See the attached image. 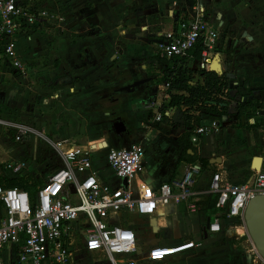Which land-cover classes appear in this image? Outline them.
<instances>
[{
  "label": "crops",
  "instance_id": "obj_1",
  "mask_svg": "<svg viewBox=\"0 0 264 264\" xmlns=\"http://www.w3.org/2000/svg\"><path fill=\"white\" fill-rule=\"evenodd\" d=\"M60 1L62 0H59L57 4L46 0V7L51 11H61L63 17L65 14H72L67 18V23L64 22L63 26H60V34H63L60 42L63 49H66V54L72 52L71 55L75 56L83 50L82 57L84 59L79 66L61 67L60 74L62 75L64 71L67 80L58 81L55 88L52 89V94L55 99L60 98L61 107L63 106L64 109L61 108L59 117L52 114L51 120H59L55 130V132H59L60 136L57 141H65V136H70L71 138L77 137L74 140L75 143L77 139L81 138L85 128L96 122L97 118L94 117L105 114V109L102 112V108L117 110L121 108V103L114 100L116 97L115 84L110 80L113 69H111L112 66H104L105 59L103 57L106 55H101L103 51L98 48L100 41L108 40L109 45H112L111 49H115L118 60L122 65H127L118 67H122L125 73L129 71L130 75L132 72L134 80H138L144 76L147 65L154 63L153 59L145 61L142 57L151 54L150 51L153 47H157L163 34L174 27L178 14L189 10L194 0H67V5H59ZM203 2L205 3L204 0ZM208 19L216 29L224 33L225 46L222 49L225 53L219 52L221 55L220 64L223 72L230 77L232 86L237 84L239 98L244 102L258 100L263 103L262 108H264V0H214L212 12L208 10ZM46 25L42 28H46ZM40 38L43 39V34ZM230 40L233 45L229 44ZM107 48L109 49L110 46ZM31 50L34 60L42 52V49L39 48ZM101 61L102 63H100ZM37 67H34L36 69L35 78L43 75L37 71ZM72 71L75 72L74 75L70 74ZM103 78H106L105 81L101 80ZM9 79L20 83L28 81V79L18 77H8L6 80L9 81ZM7 87L8 85L5 84L3 88L7 89ZM9 93L10 95L15 94L12 90ZM155 96L158 99L161 96V91L156 92ZM168 101L166 100L165 104ZM106 104L107 107L104 106ZM145 104L135 101L131 104L130 109L139 117L142 112L153 117L151 112L145 110ZM231 110V117L220 121L221 129L218 133L198 135L197 141L193 142V137H195L193 131L189 138L193 143L194 150H188L187 153L195 156L193 164L203 166L200 163L201 160L206 164L197 179L194 188L196 195L192 198V203H195L200 197L214 195L209 192V183L212 174L217 171L223 172L234 184L249 182L254 171H264V121L259 122V126L254 128H242L237 126L238 120L234 115L235 104H232ZM176 111L173 109L171 117L165 119V122L167 120L172 122ZM260 117L262 120L264 119V110ZM88 119L90 124L87 123ZM213 120L209 117H202L201 124H209ZM170 129L162 128L154 131L152 136L147 133L152 139L165 137V145L163 149L157 150L156 155L159 161L152 162L149 157L146 158L145 172L135 180L136 187L138 184L141 186L142 183H146L153 190H157L161 184L171 180L174 164H177L182 155L179 141H182L185 135ZM258 132L259 135H256ZM35 140H33L35 142L34 152L37 147ZM93 140L94 143L90 145V149L93 151L92 156L99 170L100 178L112 188L123 187V181L117 179L108 168L106 149L98 152V148L106 146V142L104 139L99 141L93 138ZM74 143L67 142L65 148H88L83 145L82 147L74 145ZM11 151H8L7 155ZM19 154L18 157L22 156V158L18 160H26L27 154L20 152ZM28 158L31 159L29 161L31 165L32 160L35 159V156L32 157V148L28 149ZM257 159L262 161L260 170L254 168ZM6 161L14 160L3 162ZM189 164L192 162L180 161L177 171H175L174 180L183 177ZM34 173L36 174V171L32 172V174ZM38 173L40 174L37 176L47 177H44L46 172ZM216 214L217 211L213 214L200 211L198 208L193 211L190 208V203L184 202L178 205L159 207L154 215L147 217L123 212L113 217L110 223L134 230L137 236V252L134 257L138 259V264L149 262L144 259L153 247L175 246L186 241H193L199 247L193 251L167 258L165 262L169 264H232L226 257L227 249L218 247L213 252L207 251L214 241L227 240L228 234L231 232L229 229L237 225L232 221L224 220L223 226L227 232L208 233V238H205L204 228L207 219L211 218L212 221ZM193 253L198 255L185 261H174L179 256H189ZM82 255L85 264L102 263L97 262L99 257L96 254ZM7 256L8 258L12 257V252H7Z\"/></svg>",
  "mask_w": 264,
  "mask_h": 264
},
{
  "label": "built area",
  "instance_id": "obj_2",
  "mask_svg": "<svg viewBox=\"0 0 264 264\" xmlns=\"http://www.w3.org/2000/svg\"><path fill=\"white\" fill-rule=\"evenodd\" d=\"M49 1L58 4L59 0ZM58 12L46 7V0H0V86L8 77L29 78L34 56L30 47L19 51L17 38L31 40L34 33L42 32L46 23L63 22L64 18ZM224 46V33L210 23L206 4L203 0H194L193 7L178 14L174 27L163 34L156 55L163 59H184L192 70L209 71ZM198 49L201 56L196 59L193 52ZM170 85L171 81H165L160 87L167 100L171 98ZM161 107L157 98L145 104V110L158 122L164 119ZM166 112L165 116L170 118L172 112ZM259 114L257 111L247 119ZM0 125L14 129L16 139L33 134L38 142L39 138L46 137L25 124L0 120ZM220 129L219 119L200 125L194 130L193 142L197 141L198 135L215 134ZM47 140L59 152L64 166L47 176L38 188L35 202L24 190L6 189L0 185V264H85L82 254H96L97 262L102 263L138 264L134 257L137 252L134 230L111 224L113 217L123 212L152 216L159 207L184 202H189L193 211L197 210L191 200L196 195L197 179L203 172L200 164H189L181 179L163 183L157 190L146 183L138 184L136 198L132 184L144 174L146 164V151L141 144H132L129 149L106 150L109 170L117 179L128 183L127 187L112 188L100 178L90 147L65 148L66 141ZM1 164L12 178L21 179L30 173V163L26 160ZM209 192L218 198L217 214L208 233L227 232L224 220L237 224L229 229L233 231L244 223L250 199L264 195V171H254L249 182L240 184L232 183L223 172L217 171L210 179ZM198 247L193 241L157 246L144 260L165 261ZM7 252H12V257L8 258Z\"/></svg>",
  "mask_w": 264,
  "mask_h": 264
},
{
  "label": "rangeland",
  "instance_id": "obj_3",
  "mask_svg": "<svg viewBox=\"0 0 264 264\" xmlns=\"http://www.w3.org/2000/svg\"><path fill=\"white\" fill-rule=\"evenodd\" d=\"M209 12H212L213 8V1L214 0H204ZM67 0H62L59 2V5H67ZM58 8V7H57ZM62 14L63 12H58ZM72 14H65L64 21L58 23L54 21L52 23H46V28H42V32L34 33L31 40L24 39L22 37L17 38L18 49L24 48H31V49H42L41 54L35 59V63L30 65V75L27 82L20 83L19 81H15L9 79L7 81L4 79V85L0 86V120H6L10 122H15L18 124H25V126L33 127L35 130L43 133L51 142H56L58 140L59 132H55L59 120L55 119L51 120V116L53 114L59 117V113H61V100L55 99L52 94V89L55 88V84L60 80H67V76L64 74L63 71L62 75L60 74L61 67L65 66H79L82 63L83 50L80 51L78 55H71L72 52H68L66 54V49H63L62 41L63 34H60V26H63V23H67V18L70 17ZM75 16V15H74ZM43 39L40 38L42 37ZM74 39V38H73ZM74 41V40H73ZM229 44L233 45V42L230 40ZM107 46H110L108 49ZM98 48L102 49L103 53L101 55H106L103 57L105 59L104 64H113L117 66H122V63L118 60V56L115 52V49H111L112 45H109L108 40L100 41ZM111 49V50H110ZM238 49V48H237ZM236 49V50H237ZM151 54L145 55L142 58L146 61L149 59H153V57L157 54V47H153L150 51ZM28 57V56H27ZM104 62V61H103ZM102 63V61L100 62ZM102 64V65H104ZM35 66H38V70L41 74L39 77L35 78L36 69ZM75 68V67H72ZM67 72V68L65 69ZM70 74L74 75L75 72L72 71ZM129 79L134 80V74L131 72L124 73ZM145 76L153 78L154 83L145 88L148 90H153L159 93L158 86L163 83V75L161 69L157 67L155 63L151 65H147L146 74ZM38 78V79H37ZM107 78V77H106ZM106 78L101 79L105 81ZM197 79V77H196ZM30 80V81H29ZM19 82V84H18ZM104 83V82H103ZM8 85L7 89L3 87ZM105 85V83H104ZM107 87V85H105ZM144 88V87H142ZM144 88V89H145ZM9 90V91H8ZM10 90L14 91V95H10ZM142 90V89H140ZM158 96V95H157ZM162 104L161 113L165 112L167 109L165 101L167 100L165 97V93L161 91V96L158 98ZM46 102V103H45ZM136 105V104H134ZM107 107L108 105H104ZM64 109V108H63ZM105 108H102L101 111L104 112ZM141 109L143 107L141 106ZM261 110V109H260ZM264 110V108H262ZM53 111V113H52ZM111 108H108L105 114L100 115L96 120L106 119L108 115H110ZM87 112V111H85ZM141 114H147L142 112ZM149 120L146 121L145 125L140 126L141 130L145 133H150L149 135L152 136L154 131H158L162 128H171L172 130V122L165 119L161 120L160 122L156 121L154 117L149 116ZM92 123V120H90ZM260 115L256 116L253 119H249L247 122L250 125L260 124L263 122ZM260 122V123H259ZM88 124H90L88 119ZM86 125L88 126V124ZM203 126V124H201ZM239 126V123L237 124ZM92 128V129H91ZM86 130L83 131L82 136L80 139H77V142L74 143V140L77 137L71 138L70 136H65V141L69 143H74V145L83 147H90L92 143H94L93 138L96 137L97 140L101 139V133L96 134L98 131H93V127H86ZM177 129V128H176ZM95 134V135H94ZM186 135V134H184ZM259 135V132L256 133ZM16 132L11 127L2 126L0 125V164L5 160H18L21 157H18L20 153L27 154L26 161H30L31 159L28 158V149L31 150L32 148V157L35 156V159L32 160L30 165V171H36V174H40L38 172H46L44 173V177L48 176L50 171H54L64 166L63 160L59 154V152L53 148V146L48 143L46 137L43 139L39 138L37 142V147L35 148V152L33 150V146L35 145L33 142L34 135H25L22 137L23 139H16ZM165 137H160V140H164ZM257 138V137H256ZM259 139V137H258ZM36 141V140H35ZM166 142H168L166 140ZM102 143V142H98ZM105 143V142H104ZM169 143V142H168ZM106 146L98 148V150H102L104 148L109 149L107 143ZM28 145V147H27ZM37 149V150H36ZM163 149V148H162ZM9 152L7 155L8 151ZM38 171V172H37ZM49 173V174H48ZM28 174V175H29ZM48 174V175H47ZM39 176V175H38ZM47 178V177H46ZM46 178H42L39 176V179L42 182L46 181ZM245 181V180H244ZM242 181V182H244ZM245 183V182H244ZM238 226V229L231 231L228 234L227 240L223 241H214L211 244V247L207 248V251L213 252L218 247H222L227 249L225 253L228 257V262L232 264H264V261L259 257L258 253L256 252L248 233L244 227L243 223ZM182 242V241H179ZM198 255L197 253L190 254L189 256H179V258H175L174 261L178 260H188ZM216 256V255H215ZM234 260V262H233ZM145 264H169L162 261H153V262H146Z\"/></svg>",
  "mask_w": 264,
  "mask_h": 264
},
{
  "label": "trees",
  "instance_id": "obj_4",
  "mask_svg": "<svg viewBox=\"0 0 264 264\" xmlns=\"http://www.w3.org/2000/svg\"><path fill=\"white\" fill-rule=\"evenodd\" d=\"M193 5L194 2L191 4L190 8H192ZM220 51L224 52L223 49ZM193 55L194 58L199 59L201 56L200 49L193 52ZM153 59L157 61L163 69V82L171 81L168 90L171 98L166 103L167 109L163 112L164 119L168 118L165 116L167 110L176 109L181 111L184 118L192 122L193 128L191 132L183 137L182 141H179L182 155L178 159L177 164H174L171 180L169 182L174 180L175 171H177L180 161L187 160L192 163L195 161V156L187 153L188 150H194L193 143L189 138L195 128L201 125L202 117L224 121V119L231 117V106L235 104L236 110L234 115L240 127L250 129L259 126L258 123L254 125L248 124L247 117L256 114L257 111L261 114L263 112V103H260L258 100L244 102L239 98V92H237L235 97H232L230 93L232 81L227 77L226 73L219 74L211 70H192L189 66V62L179 58L163 59L156 55ZM226 91L229 92L226 93ZM107 109L108 108H105V112ZM115 111L118 110L111 109L110 113ZM146 158L148 157L146 156ZM150 160L152 162L155 161L153 159ZM200 163L203 165L202 168L206 167L204 161L201 160ZM43 183L44 182L34 174H29L21 179L12 178L5 172L3 165L0 164V185L6 189L17 188L26 191L33 202L37 200L38 188L41 187ZM217 198V195L203 196L197 199L195 204L198 210L214 214L216 213Z\"/></svg>",
  "mask_w": 264,
  "mask_h": 264
},
{
  "label": "flooded vegetation",
  "instance_id": "obj_5",
  "mask_svg": "<svg viewBox=\"0 0 264 264\" xmlns=\"http://www.w3.org/2000/svg\"><path fill=\"white\" fill-rule=\"evenodd\" d=\"M221 49L222 48H220V50ZM222 53H225V51H222ZM154 63L157 65V67L161 69L163 75V69L161 65L155 60ZM104 66H112L111 69L113 70L110 76V80H112V82H114L115 84L114 93L116 94V97L114 98V100L121 103V108H119L118 111L111 113L106 119L96 120V122L92 125L93 131H98L96 134L101 133V139H104L105 134L108 136L107 141L105 142L107 143L108 147L110 146V149L114 147H124L137 143L141 144L145 148L147 157L155 161H159L156 153L157 150L164 148L165 141L160 140V138L152 139L147 133L141 130L139 125H145L146 121L149 120L148 115L140 114L139 117L138 115H135L130 109L131 104L135 101L145 104L153 98H157L155 96L156 91H151L145 88L149 85V83L150 85L154 83L153 78H150L148 76L146 77L145 72L142 78L138 80H133L125 76V70L122 67H118L117 65L113 64H105ZM122 66L127 65L123 64ZM127 72L129 73V71ZM143 80H149L150 82H146L142 85H139L136 88V92L134 93L125 90V88L130 86L134 81ZM163 83L158 86V89H160ZM142 87H144L145 89ZM182 120L184 121V125H181L180 123H172V129L178 131L179 134L181 133L182 135H184L191 132L193 128L192 122H190L187 118H183ZM118 121H123L126 124L127 131L125 133L117 134L114 130L113 126Z\"/></svg>",
  "mask_w": 264,
  "mask_h": 264
},
{
  "label": "water",
  "instance_id": "obj_6",
  "mask_svg": "<svg viewBox=\"0 0 264 264\" xmlns=\"http://www.w3.org/2000/svg\"><path fill=\"white\" fill-rule=\"evenodd\" d=\"M218 59V65L219 68L216 69L214 67L215 62L211 66V71H215L219 74H223V70L221 67V56L218 55L216 57ZM228 77V76H227ZM230 78V77H228ZM146 82H150L149 80H143V81H134L130 86L126 87L125 90L128 92H136V88L139 85H142ZM231 96L235 97L237 94V84L231 87ZM173 112V110H171ZM169 118V117H168ZM183 114L181 111L177 110L176 113L174 114L172 118L173 123H180L181 125H184V121L182 120ZM114 130L116 131L117 134H122L127 131L126 124L123 121H118L114 124ZM108 136L105 134L104 136V141H107ZM131 145H127L124 147H114L113 149H129ZM110 147V146H109ZM112 149V148H111ZM124 187L128 186V183L126 180L123 181ZM132 190L134 191V195L137 198L138 197V190L135 185V181H133L132 184ZM244 227L248 233V236L258 253L259 257L264 261V195H256L252 197L247 205V208L244 213ZM211 225V218L207 219L206 226L204 228V236L205 238H208V230ZM230 233V232H229ZM101 264H109L108 262L106 263H101Z\"/></svg>",
  "mask_w": 264,
  "mask_h": 264
},
{
  "label": "bare ground",
  "instance_id": "obj_7",
  "mask_svg": "<svg viewBox=\"0 0 264 264\" xmlns=\"http://www.w3.org/2000/svg\"><path fill=\"white\" fill-rule=\"evenodd\" d=\"M214 67H215L216 69L219 68V65H218V59L215 60ZM261 165H262V161H261V160H258V159L255 160V164H254V168H255V169L260 170V169H261Z\"/></svg>",
  "mask_w": 264,
  "mask_h": 264
}]
</instances>
